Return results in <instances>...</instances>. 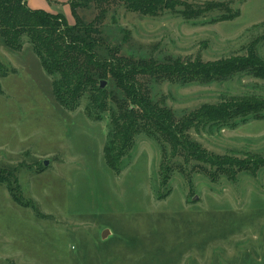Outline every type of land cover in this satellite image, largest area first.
<instances>
[{
    "label": "rangeland",
    "instance_id": "1",
    "mask_svg": "<svg viewBox=\"0 0 264 264\" xmlns=\"http://www.w3.org/2000/svg\"><path fill=\"white\" fill-rule=\"evenodd\" d=\"M27 1L75 23L70 0ZM223 1L240 15L231 21H217L220 12L191 21L170 12L154 18L113 3L103 37L135 58L244 56L264 36V0ZM78 13L90 22L100 10L92 3ZM256 51L264 59V40ZM0 63L10 71L0 94V264H264V166L234 181L217 173L213 180L209 165L179 156L161 186L163 150L140 134L117 174L104 158L108 114L89 116L87 98L73 111L61 106L54 76L28 41L12 51L0 34ZM150 86L178 116L229 96L264 97V80L247 74L207 85ZM190 136L219 156L264 158V119ZM1 179H10L35 208L18 204Z\"/></svg>",
    "mask_w": 264,
    "mask_h": 264
},
{
    "label": "trees",
    "instance_id": "2",
    "mask_svg": "<svg viewBox=\"0 0 264 264\" xmlns=\"http://www.w3.org/2000/svg\"><path fill=\"white\" fill-rule=\"evenodd\" d=\"M92 3L97 5L100 13L93 21L85 22L78 9ZM113 3H121L130 12L154 18L170 12L191 21L220 12L217 21H231L240 15L231 1L223 0H70L75 18V23L71 24L62 13L33 9L27 0H0V34L12 51H21L25 41L31 43L45 71L55 78L53 94L61 106L73 111L87 98L89 116L95 119H101L105 114L110 116L104 158L113 172H121L123 159L140 134L156 140L163 150L161 186L169 182L172 173L169 163L179 156L186 164L197 161L209 165L214 171L209 173L213 180L217 173L234 181L241 172L254 173L263 167L264 158L259 155L238 158L211 153L193 141L190 132L233 127L239 119L245 122L249 118L264 119V97L229 96L178 116L166 105L165 97L159 100L153 97L150 82L207 85L240 74L264 80V59L256 51L264 36L253 41L244 56L212 61H204L200 55L168 56L163 60L135 58L122 54L120 46L109 47L105 43L101 26ZM9 73V69L0 63V94L3 92L1 79ZM102 81L107 83L104 88ZM1 180L7 183L18 204L35 208L29 200H22V195H17L18 186L15 187L10 179Z\"/></svg>",
    "mask_w": 264,
    "mask_h": 264
},
{
    "label": "water",
    "instance_id": "3",
    "mask_svg": "<svg viewBox=\"0 0 264 264\" xmlns=\"http://www.w3.org/2000/svg\"><path fill=\"white\" fill-rule=\"evenodd\" d=\"M106 85H107L106 81H102V82H101V87H102V88H104ZM48 163H49V161L46 160V161H45V165H48ZM108 232H109V230H105V231L103 232V234H102V237L105 238V237L107 236Z\"/></svg>",
    "mask_w": 264,
    "mask_h": 264
}]
</instances>
